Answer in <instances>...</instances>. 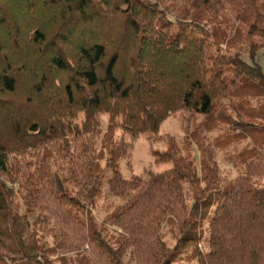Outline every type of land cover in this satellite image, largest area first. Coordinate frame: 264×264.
I'll use <instances>...</instances> for the list:
<instances>
[{
    "label": "trees",
    "instance_id": "obj_1",
    "mask_svg": "<svg viewBox=\"0 0 264 264\" xmlns=\"http://www.w3.org/2000/svg\"><path fill=\"white\" fill-rule=\"evenodd\" d=\"M7 1L0 0V264H94L84 248L95 264H125L129 249L134 264H173L179 247L189 244L197 264H264V187L251 181L264 176V149L250 150L254 159L224 190L209 146L204 187L172 139L165 152L152 153L155 163L171 162L170 170L124 179L117 166L131 142L156 134L177 111L209 115L228 92L225 68L240 81L254 80L264 96L256 62L264 48V0H14L2 6ZM50 10L60 13L36 17ZM229 12L249 39L259 40L247 44V60L238 52L237 27L222 42L221 16ZM3 37L12 43L8 54ZM231 104L237 117L264 122V103ZM101 114L108 121L97 150ZM104 151L109 193L128 201L110 218L122 238L117 246L88 209L100 193L96 171ZM185 181L203 196L189 209ZM18 198L25 214L16 209ZM35 211L53 220V246L38 234L41 216L29 221ZM209 217L210 250L202 253L195 227ZM168 220L181 229L173 250L161 239Z\"/></svg>",
    "mask_w": 264,
    "mask_h": 264
},
{
    "label": "rangeland",
    "instance_id": "obj_2",
    "mask_svg": "<svg viewBox=\"0 0 264 264\" xmlns=\"http://www.w3.org/2000/svg\"><path fill=\"white\" fill-rule=\"evenodd\" d=\"M12 3H16L14 0L7 1L2 6H8ZM60 13V11H36V17L48 18L54 14ZM168 13V12H167ZM221 16L220 29L224 31V39L222 42L226 43L231 38L235 28L236 22L232 20V14L229 12L227 15ZM171 16V14H170ZM25 20V19H22ZM25 23V22H22ZM97 24V23H96ZM102 27L101 24H97ZM90 28L86 26V29ZM241 34L240 52L241 58L248 59L247 56V44L250 41L259 42L257 38L249 39L246 34V27L240 25L237 27ZM102 29V28H101ZM101 29L99 31H101ZM210 29V27H209ZM108 32V30L106 29ZM103 32V30L101 31ZM98 33V32H97ZM4 36V35H3ZM3 41L6 44L7 54L12 51V43L8 38L3 37ZM233 54L232 52H228ZM256 62L261 66L264 74V48L260 49ZM224 82L228 87L226 95L218 96L214 102V107L209 115H202L192 111L181 110L170 115L159 126L156 134H143L131 142L129 153L127 156H120L117 159V166L120 175L124 179H130L133 176H139L145 178L147 172L161 173L170 170L173 166L171 162L155 163L152 156L153 151L165 152L168 149L169 139H172L180 157L190 162L196 168L197 184L200 187H204L203 177L212 166L209 159L204 155V150L207 146L210 147L218 175H219V190L228 189L231 183L239 175L244 173L245 162L254 159L253 153L250 150L256 147L258 152H262L264 149V129L262 126L264 122L257 118L247 117L240 115L237 117L236 112L231 108V102L247 103L246 106H256L258 103H264V96H262L261 89L256 85V82L250 78L242 81L239 78L234 77L233 69H224ZM231 80H234L231 83ZM235 89L239 91L233 93ZM259 91L261 94H259ZM258 104V105H259ZM245 106V107H246ZM220 113V115H219ZM221 116H227L228 121L221 120ZM242 122H250L255 127L249 128L248 126L236 125L233 128L232 120ZM107 115H100L99 133L96 136L95 145L96 149L101 148V141L103 134L107 126ZM231 127V128H230ZM119 138V133L116 134ZM128 141L127 138H125ZM107 153L104 151L103 155H100L98 159L99 169L96 174L101 177L100 193L94 200L93 206L88 209L92 211L94 219L99 229H101L103 235L107 241L114 246L119 245L122 238L119 237L120 231L111 225L112 214H118L122 211L128 201L119 199L112 196L109 193L108 180L111 178V174L106 171ZM143 180V179H142ZM254 187H264V176L261 178H254L251 180ZM183 192L185 196V203L189 209L196 197L202 198V195H198L194 192L195 188L190 185L188 181L183 182ZM19 199V198H18ZM16 200V209L18 213L25 214L26 208L23 205L22 200ZM40 215L42 223L36 226L38 234L41 236L42 243L45 246H53L55 239L50 233V227L53 226V220L45 213H39L37 211L28 214L30 222H34L36 217ZM81 215H84L81 211ZM208 220L198 223L195 227L200 230L202 238L200 239L197 248L202 253H206L210 250L209 246V226ZM181 236V229L178 226L168 220L161 226V239L166 246L173 250L177 245L178 239ZM87 256H91V263L95 264L93 260L95 258L94 253L90 248L82 249ZM194 246L192 244L180 246L177 252V256L173 264H197V259L193 255ZM72 258L73 255L68 256ZM125 264H134V259L131 249H129L124 257Z\"/></svg>",
    "mask_w": 264,
    "mask_h": 264
},
{
    "label": "crops",
    "instance_id": "obj_3",
    "mask_svg": "<svg viewBox=\"0 0 264 264\" xmlns=\"http://www.w3.org/2000/svg\"><path fill=\"white\" fill-rule=\"evenodd\" d=\"M259 52V51H258ZM258 54V53H257ZM257 58V57H256ZM259 65V64H258ZM261 67V66H260ZM262 69V68H261Z\"/></svg>",
    "mask_w": 264,
    "mask_h": 264
}]
</instances>
